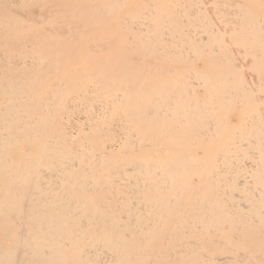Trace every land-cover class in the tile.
Returning <instances> with one entry per match:
<instances>
[{"label":"bare ground","instance_id":"bare-ground-1","mask_svg":"<svg viewBox=\"0 0 264 264\" xmlns=\"http://www.w3.org/2000/svg\"><path fill=\"white\" fill-rule=\"evenodd\" d=\"M0 264H264V0H0Z\"/></svg>","mask_w":264,"mask_h":264},{"label":"rangeland","instance_id":"rangeland-1","mask_svg":"<svg viewBox=\"0 0 264 264\" xmlns=\"http://www.w3.org/2000/svg\"><path fill=\"white\" fill-rule=\"evenodd\" d=\"M11 1H14V0H11ZM205 4H207V7L210 6V0H204ZM247 74L249 75L251 70L249 68L245 69Z\"/></svg>","mask_w":264,"mask_h":264}]
</instances>
